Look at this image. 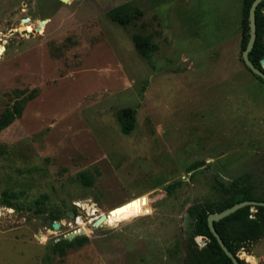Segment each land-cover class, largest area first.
Listing matches in <instances>:
<instances>
[{"label": "rangeland", "instance_id": "374dc122", "mask_svg": "<svg viewBox=\"0 0 264 264\" xmlns=\"http://www.w3.org/2000/svg\"><path fill=\"white\" fill-rule=\"evenodd\" d=\"M124 3L142 12L127 27L106 15ZM241 18L242 0H0V115L24 101L0 132V264H184L187 210L219 200L216 182L244 176L263 196L264 84L242 62ZM134 33L152 34L149 60ZM92 213L113 224L91 228ZM80 227L88 242L52 255ZM237 254L264 264V236Z\"/></svg>", "mask_w": 264, "mask_h": 264}, {"label": "trees", "instance_id": "16d2710c", "mask_svg": "<svg viewBox=\"0 0 264 264\" xmlns=\"http://www.w3.org/2000/svg\"><path fill=\"white\" fill-rule=\"evenodd\" d=\"M254 0H242V18H241V52L245 49L249 38L248 12ZM264 1L261 2L255 12L256 15V41L249 53V59L254 66L264 72L260 61L264 60ZM107 17L115 24L127 27L132 25L142 16V12L131 3H124L116 6L106 13ZM131 41L137 54L144 60L150 59V53L153 49L152 34L134 33L131 35ZM245 67V66H244ZM246 68V67H245ZM247 69V68H246ZM247 71L252 74L248 69ZM252 76H254L252 74ZM264 84V81L254 76ZM24 101H16L10 108L6 109L0 115V132L6 129L13 121L20 117ZM136 111L133 108L125 107L118 111L117 122L122 134L129 135L136 127ZM4 151L0 147V156ZM200 163L191 164L189 169L198 167ZM80 179L85 186L92 184V177L87 172L80 174ZM181 182H176L167 186V194H172ZM214 188L220 194L217 201H205L197 203L188 208L187 214L192 221L190 235L183 244L184 264H232L231 260L225 255L218 242L210 232L207 225L209 214L221 212L242 201H264L263 196H258L255 189L248 183L247 177L241 176L235 178L229 185L216 182ZM153 204L149 197L131 201L121 210L117 211L116 216H122L131 211L134 207L142 204ZM7 208H11L8 200L4 201ZM252 208L254 211H252ZM114 220L115 215L111 216ZM214 227L220 238L231 252L236 256L240 250L248 249L264 236V207L246 206L228 217L214 223ZM203 238L205 245L199 247L195 238ZM51 243L50 250L52 255L59 258L66 256L69 249L80 248L88 242V238L76 237L72 241L59 239ZM239 264H246L244 260L238 259Z\"/></svg>", "mask_w": 264, "mask_h": 264}, {"label": "water", "instance_id": "95a60500", "mask_svg": "<svg viewBox=\"0 0 264 264\" xmlns=\"http://www.w3.org/2000/svg\"><path fill=\"white\" fill-rule=\"evenodd\" d=\"M59 1L61 3H67L68 2V0H59ZM263 1L264 0H254L251 4L250 8H249V12H248L249 38H248V42L246 44L245 49L241 52V59H242L244 66L254 76H256V77H258L264 81V72L262 70L256 68L254 66V64L249 59V53L251 52V50L254 46V43L256 41V36H257L255 12H256L258 5ZM262 12H264V8H262ZM41 23L46 24L47 21L43 20V21H41ZM38 29L39 28H36L35 30H33L31 32H28L27 30H23L21 32V35H26L29 38H32L34 36V34L36 32H38ZM10 33L12 34L13 31H11ZM260 63H261V66L264 68V60L263 59L260 61ZM246 206H262V207H264V201H242V202L237 203V204L233 205L232 207H230L226 210H223L221 212L209 214L207 217V225H208L210 232L212 233V235L214 236V238L218 242L220 248L225 253V255L231 260L232 264H239L238 263V259H240L239 255L237 254L236 256H234L231 254V252L228 250V248L226 247V245L224 244V242L220 238L219 234L217 233V231L214 227V223L228 217L229 215L235 213L239 209L246 207ZM252 211H254L253 208H252ZM69 216H73V213L70 212ZM106 218H107V214H102V215L94 218L91 222H89V225L91 228L101 227L104 225ZM60 226H61V224L58 222H54V223H52L51 221L48 222V227L52 230H58ZM84 236H86V233L84 231H74L72 233L64 235L61 239L66 240V241H72L76 237H84ZM53 243H55V242H53ZM201 244H202V246H204L205 242L202 241ZM242 251H244V250H242Z\"/></svg>", "mask_w": 264, "mask_h": 264}, {"label": "bare ground", "instance_id": "6f19581e", "mask_svg": "<svg viewBox=\"0 0 264 264\" xmlns=\"http://www.w3.org/2000/svg\"><path fill=\"white\" fill-rule=\"evenodd\" d=\"M69 1V0H68ZM29 22V21H28ZM40 24H45V23H41L40 22ZM3 48H0V52L2 51L3 52ZM84 205V204H83ZM88 208V207H87ZM92 208V207H91ZM98 209V208H97ZM98 211V210H97ZM102 213V212H101ZM100 215H102V214H100ZM100 215H98V216H100ZM91 216L93 217L92 219H91V221L94 219V218H96V217H98V216H96L94 213H92L91 214ZM89 221V220H88ZM77 223V222H76ZM78 224L80 225V226H83L82 225V223L80 222V221H78ZM112 225L113 224V219H112V217L111 216H107V218H106V221H105V223H104V225ZM80 231H83V227H80ZM42 235V234H41ZM242 255V254H241ZM245 257L247 258V261L250 263V262H255V256L254 257H251V256H247V255H245ZM251 264V263H250Z\"/></svg>", "mask_w": 264, "mask_h": 264}]
</instances>
